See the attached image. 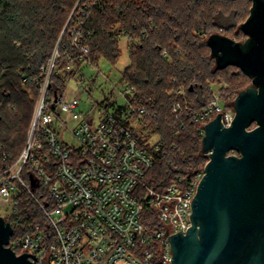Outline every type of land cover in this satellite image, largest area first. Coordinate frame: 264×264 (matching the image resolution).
<instances>
[{
  "label": "built area",
  "instance_id": "1",
  "mask_svg": "<svg viewBox=\"0 0 264 264\" xmlns=\"http://www.w3.org/2000/svg\"><path fill=\"white\" fill-rule=\"evenodd\" d=\"M113 1L76 0L49 61L40 67L26 144L0 170V215L11 223L12 236L17 229L10 246L35 255L36 260L29 255L33 264H172L169 236L191 226V204L204 172L191 180L178 177L164 188L151 185L162 145L148 139L141 144L129 123L148 113L128 103L133 86L122 81L117 87L129 106L125 117L123 109L106 110L105 102L99 117L89 119L78 109L80 92L67 91L74 77L62 92L50 91L54 73L91 64L84 32L94 12ZM225 86L210 83V100L195 112L202 139L205 125L219 113L225 127L235 117L233 103L222 98Z\"/></svg>",
  "mask_w": 264,
  "mask_h": 264
},
{
  "label": "trees",
  "instance_id": "2",
  "mask_svg": "<svg viewBox=\"0 0 264 264\" xmlns=\"http://www.w3.org/2000/svg\"><path fill=\"white\" fill-rule=\"evenodd\" d=\"M75 2L0 0V170L11 165L26 144L39 97L40 67L49 61ZM235 2L242 7H232ZM242 2L114 0L105 10L95 11L88 23L84 42L90 46L92 65L98 66L102 57L113 63L119 59L120 33L130 40L131 63L123 81L135 92L128 103L147 109L142 122L151 126L162 145L148 178L155 188L204 172L208 156L202 152L195 112L212 96L208 85L225 83L221 94L230 105L251 80L235 66L216 69L207 44L213 33L237 36L248 12ZM229 67L237 72H229ZM74 75L65 69L54 73L51 93L62 92ZM139 139L144 144L147 138ZM16 234L17 229L11 241Z\"/></svg>",
  "mask_w": 264,
  "mask_h": 264
},
{
  "label": "water",
  "instance_id": "3",
  "mask_svg": "<svg viewBox=\"0 0 264 264\" xmlns=\"http://www.w3.org/2000/svg\"><path fill=\"white\" fill-rule=\"evenodd\" d=\"M251 2L240 25L244 41L220 33L207 39L215 68L238 67L252 85L236 96L230 126L221 113L205 125L208 162L190 228L169 236L172 264H264V0ZM12 234L0 215V264H33L29 257L35 255L10 246Z\"/></svg>",
  "mask_w": 264,
  "mask_h": 264
},
{
  "label": "rangeland",
  "instance_id": "4",
  "mask_svg": "<svg viewBox=\"0 0 264 264\" xmlns=\"http://www.w3.org/2000/svg\"><path fill=\"white\" fill-rule=\"evenodd\" d=\"M242 3L244 8L248 11L246 13L248 18L252 2L251 0H243ZM232 7L237 9L241 8L242 5H239V2H235L232 4ZM235 32L237 33V36H233L235 40L244 41L247 38L241 31L240 26L237 27ZM119 46L121 55L115 63L102 57L99 59L98 66L84 63L75 71L74 79L79 83L78 88L81 95L78 109L87 114L89 119L99 117V112L105 102H109V105L105 107L109 112L121 114V109H123L125 112L123 117H125L126 112H128L129 106L126 99L121 97L117 91V87L122 85L123 71L131 63L130 40L128 37H120ZM236 70L235 67L228 68L229 72H237ZM251 85L252 80H249L247 82V87ZM129 123L131 127L137 131L139 137L147 136L150 143H154L158 140V135L152 131L148 123L136 119L135 116L130 119ZM67 140L71 143H75L72 136H68Z\"/></svg>",
  "mask_w": 264,
  "mask_h": 264
},
{
  "label": "crops",
  "instance_id": "5",
  "mask_svg": "<svg viewBox=\"0 0 264 264\" xmlns=\"http://www.w3.org/2000/svg\"><path fill=\"white\" fill-rule=\"evenodd\" d=\"M91 65V64H89ZM78 82H76L75 80H71L70 84H69V87L67 89L68 93L73 95L75 93H77L79 91V88H78ZM68 136H70L69 134L66 135V137L68 138Z\"/></svg>",
  "mask_w": 264,
  "mask_h": 264
}]
</instances>
